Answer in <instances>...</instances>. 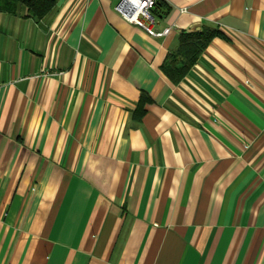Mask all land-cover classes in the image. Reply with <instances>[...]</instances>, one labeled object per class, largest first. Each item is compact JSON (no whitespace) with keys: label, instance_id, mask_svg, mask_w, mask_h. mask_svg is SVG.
<instances>
[{"label":"crops","instance_id":"0c3cea01","mask_svg":"<svg viewBox=\"0 0 264 264\" xmlns=\"http://www.w3.org/2000/svg\"><path fill=\"white\" fill-rule=\"evenodd\" d=\"M118 2L0 11V264H264V0Z\"/></svg>","mask_w":264,"mask_h":264},{"label":"trees","instance_id":"16d2710c","mask_svg":"<svg viewBox=\"0 0 264 264\" xmlns=\"http://www.w3.org/2000/svg\"><path fill=\"white\" fill-rule=\"evenodd\" d=\"M54 3L55 0H0V11L16 14L19 6L22 5L25 7L26 16L41 20L53 8ZM159 3V0H155L150 9V13L155 19L159 17L160 12L157 10ZM217 34L216 29L204 26L199 29L180 32L178 46L169 53L167 64H164L162 69L171 80L178 81L189 71L209 40ZM178 56L182 57L181 62L177 61Z\"/></svg>","mask_w":264,"mask_h":264},{"label":"built area","instance_id":"2783aa9c","mask_svg":"<svg viewBox=\"0 0 264 264\" xmlns=\"http://www.w3.org/2000/svg\"><path fill=\"white\" fill-rule=\"evenodd\" d=\"M154 3L155 0H119L115 8L126 16L130 22L144 28L148 34L162 36L167 33L169 28L155 30L152 27V24L157 22L150 13Z\"/></svg>","mask_w":264,"mask_h":264}]
</instances>
